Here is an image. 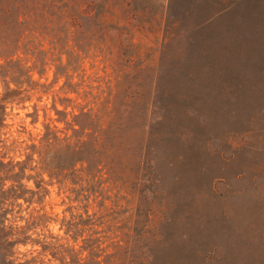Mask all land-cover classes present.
Returning a JSON list of instances; mask_svg holds the SVG:
<instances>
[{"label": "rangeland", "instance_id": "rangeland-1", "mask_svg": "<svg viewBox=\"0 0 264 264\" xmlns=\"http://www.w3.org/2000/svg\"><path fill=\"white\" fill-rule=\"evenodd\" d=\"M50 1L93 17L0 19V264H264V0Z\"/></svg>", "mask_w": 264, "mask_h": 264}, {"label": "trees", "instance_id": "trees-1", "mask_svg": "<svg viewBox=\"0 0 264 264\" xmlns=\"http://www.w3.org/2000/svg\"><path fill=\"white\" fill-rule=\"evenodd\" d=\"M87 10H79L73 6L60 8L55 6L54 3L50 0H0V19L10 20L13 22L12 29L17 31V33H28V32H38L40 34L48 35L51 38L52 42L56 41V29L53 26V20L66 19L71 20L73 17L70 13L77 14H89L86 15L88 18L93 17V14L88 13ZM101 22V20H100ZM102 23V22H101ZM18 36V35H17ZM4 47H0L1 54L6 52L8 45H5L2 42ZM15 44V43H14ZM2 116V109L0 106V120ZM76 117H81L83 120H91L96 117V114H91L90 109L87 111H79L76 115H72L70 122H65L71 128V133L67 136L58 137L55 130H51L46 127L44 133L40 138L42 142L41 147L44 150V154L50 152L53 148L63 151L61 162L63 163L66 156H73V162L68 165L70 172L69 175L71 178L77 177L75 174L74 164L79 163L83 169V173H86L88 159L90 154H88L87 147H89L90 140L86 136V133H83L85 127L78 126V130L71 127L74 124V119ZM102 132L103 129H100ZM99 138L92 139L94 140L93 144L95 145ZM85 163V166L82 164ZM43 169L48 172V175L57 176L60 174V169L58 163H52L48 158L43 157ZM64 176V174H62ZM81 176V174H79ZM16 193H13L12 197H16ZM75 222H72L70 219L66 222L65 232H70L74 230ZM18 240V239H15ZM43 242V240H42ZM42 251H48L52 256H57L58 260L64 261L65 258H68V263H71L74 260L73 250L71 248L63 247L60 244L53 245L50 242H44L41 244Z\"/></svg>", "mask_w": 264, "mask_h": 264}]
</instances>
